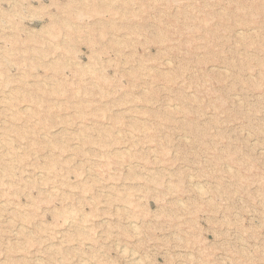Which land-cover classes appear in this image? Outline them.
Here are the masks:
<instances>
[{
    "label": "rangeland",
    "instance_id": "1",
    "mask_svg": "<svg viewBox=\"0 0 264 264\" xmlns=\"http://www.w3.org/2000/svg\"><path fill=\"white\" fill-rule=\"evenodd\" d=\"M0 264H264V0H0Z\"/></svg>",
    "mask_w": 264,
    "mask_h": 264
},
{
    "label": "bare ground",
    "instance_id": "2",
    "mask_svg": "<svg viewBox=\"0 0 264 264\" xmlns=\"http://www.w3.org/2000/svg\"><path fill=\"white\" fill-rule=\"evenodd\" d=\"M241 30V29H240ZM238 31V30H237ZM10 117H12V116H10ZM116 154V153H115Z\"/></svg>",
    "mask_w": 264,
    "mask_h": 264
}]
</instances>
